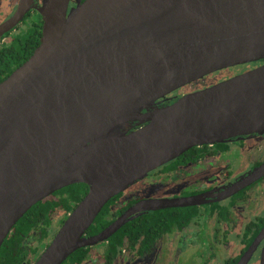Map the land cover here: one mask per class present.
I'll return each instance as SVG.
<instances>
[{
    "label": "water",
    "instance_id": "water-1",
    "mask_svg": "<svg viewBox=\"0 0 264 264\" xmlns=\"http://www.w3.org/2000/svg\"><path fill=\"white\" fill-rule=\"evenodd\" d=\"M20 0L0 36L35 8L40 43L0 83V249L36 204L89 188L34 264H64L133 214L224 200L264 177L186 198L137 203L86 237L107 203L188 150L264 134V65L170 105L212 74L264 60V0ZM144 111V113H143ZM142 128L129 132L133 124ZM264 227L238 264H248ZM264 264V248L261 256Z\"/></svg>",
    "mask_w": 264,
    "mask_h": 264
},
{
    "label": "flooded vegetation",
    "instance_id": "flooded-vegetation-1",
    "mask_svg": "<svg viewBox=\"0 0 264 264\" xmlns=\"http://www.w3.org/2000/svg\"><path fill=\"white\" fill-rule=\"evenodd\" d=\"M80 1L84 2L85 0ZM42 3L43 0H39V7ZM19 4L20 0H0V26L7 23L16 14ZM77 5V0H71L69 11ZM42 28L43 19L39 12L33 8L13 29L0 36V83L21 66H15L11 69L10 74H6L7 62L6 59H2V56L7 54L6 50L14 46V52L9 56L11 63H20L23 59V52L21 51V46H23L22 36L27 33L35 34V39L30 36L25 43L26 47L32 48L36 45L37 40L40 43ZM263 65L264 60L240 66L246 68V72H249ZM204 79L175 91L166 96L165 99H160L156 106L158 108L165 107L182 96L192 93L191 90H193L194 85ZM133 126H136V123ZM142 127H132L129 132ZM174 163L175 166L172 165ZM262 164H264V134L244 136L241 139L237 138L224 144L195 147L166 165L157 168L147 178L137 182L124 193L110 200L101 213L105 210L104 218L111 225L141 201L186 198L211 193L234 184ZM144 183H147L149 190H154L158 197H137L134 200L133 198L126 199L124 197L127 192ZM260 183H263V185L256 187ZM76 185L82 184L71 186ZM106 207L107 209H105ZM159 211L183 213L186 216L181 217L175 225H165L156 229L155 232H149L148 236H145L146 233L144 235L133 234V240L127 238L120 249L111 252L109 240L116 232L104 242L93 247L82 248L89 250V254L81 264H215V260L217 261L216 264H238L264 227V177L221 201L213 200V202L191 207L167 208L141 214L138 212L133 214L130 217L131 220L123 227L134 220ZM69 215L63 223L55 220L56 217L54 218L53 228L57 230L50 243ZM242 221L244 227L238 232L237 227L240 226L239 224ZM56 222L59 224H56ZM255 233L256 235H254ZM236 234H240L238 238L235 236ZM139 236L141 238H137ZM86 237H90L88 232ZM252 237V241L248 243V240ZM263 248L264 240L257 247L248 264H252L255 260H258V264H261ZM229 254L231 256L227 258ZM66 262L64 264H77Z\"/></svg>",
    "mask_w": 264,
    "mask_h": 264
},
{
    "label": "trees",
    "instance_id": "trees-1",
    "mask_svg": "<svg viewBox=\"0 0 264 264\" xmlns=\"http://www.w3.org/2000/svg\"><path fill=\"white\" fill-rule=\"evenodd\" d=\"M34 35L35 34L27 33L22 36L21 42L23 43V46H21V51L23 52V59L20 63H11L9 56L10 54H13L14 46L6 50L7 54L2 56V59H6L5 61L7 62L6 74H10L11 69L15 66L22 65L24 61L29 59V55H32L33 51L39 45L38 40L36 39V45L32 48L26 47L25 43L29 40L30 36L34 38ZM13 59L15 60V56ZM172 165L175 166V163ZM87 191L88 187L83 184L71 186L57 192L52 197H49L32 207L17 223L11 234L5 240L2 248L0 249V264H34L36 259L42 253L43 249L50 243L55 234L56 228H53L54 218L56 217L55 220L63 223L64 219L74 210L77 204L86 195ZM107 207L105 209H107ZM184 216H186V214L159 211L134 220L123 227L109 240L111 252H115L117 249H120L124 244V240H127V238L133 240V234L144 235L146 233L145 236H148L149 232H155L156 229L162 226L175 225V223ZM104 217L105 210L100 214V216H98L94 224L90 227L88 231L90 236L99 234L109 225ZM56 224L59 223L56 222ZM256 233L254 235H256ZM253 237L248 240V243L252 241ZM137 238H141V236ZM87 254H89V250L79 249L69 257L66 263L72 262L81 264L85 261Z\"/></svg>",
    "mask_w": 264,
    "mask_h": 264
},
{
    "label": "rangeland",
    "instance_id": "rangeland-1",
    "mask_svg": "<svg viewBox=\"0 0 264 264\" xmlns=\"http://www.w3.org/2000/svg\"><path fill=\"white\" fill-rule=\"evenodd\" d=\"M245 72H246V68L239 66L238 68H231V69H227V70L212 74V75L206 77L202 82L196 83L194 85L193 90H191V91L193 93V92L204 90L206 88L212 87L218 83L229 80V79L236 77L240 74H243ZM262 185H263V183H260L256 187H261ZM124 197L126 199L133 198V200H134L137 197H142V198H144V197H158V195H156L154 190H149L148 184L144 183V184H141L140 186L130 190L129 192H127V194H125ZM242 224H243V221H242V223L239 224L240 226L237 227L238 232H240V229H242L244 227ZM238 235H240V234H236L235 236L238 238ZM233 239H234V237H233ZM230 256H231V254L227 255V258ZM216 262L217 261L215 260V264H216ZM252 264H258V260L253 261Z\"/></svg>",
    "mask_w": 264,
    "mask_h": 264
}]
</instances>
